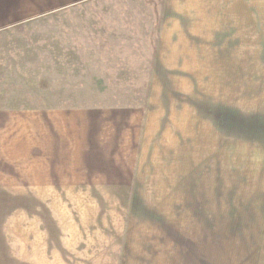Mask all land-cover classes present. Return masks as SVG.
Segmentation results:
<instances>
[{
	"label": "rangeland",
	"instance_id": "374dc122",
	"mask_svg": "<svg viewBox=\"0 0 264 264\" xmlns=\"http://www.w3.org/2000/svg\"><path fill=\"white\" fill-rule=\"evenodd\" d=\"M19 41L0 33V264H264L263 66L201 49L64 80Z\"/></svg>",
	"mask_w": 264,
	"mask_h": 264
},
{
	"label": "crops",
	"instance_id": "0c3cea01",
	"mask_svg": "<svg viewBox=\"0 0 264 264\" xmlns=\"http://www.w3.org/2000/svg\"><path fill=\"white\" fill-rule=\"evenodd\" d=\"M147 1L155 4L129 9L127 0H0V33L18 34L20 43L13 47L26 59L23 64L59 66L62 74L74 75L64 80L127 74L131 63L196 65L201 49L208 57L219 49L236 64L264 67V0ZM84 5L93 9L75 8ZM127 48L145 49L149 59L127 58ZM84 70L94 77L79 76ZM259 101L244 111L264 113ZM71 165L82 168L77 161Z\"/></svg>",
	"mask_w": 264,
	"mask_h": 264
}]
</instances>
